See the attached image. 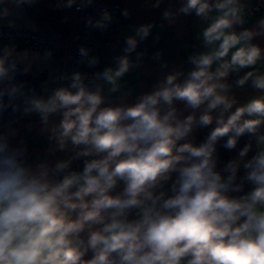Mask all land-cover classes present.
I'll use <instances>...</instances> for the list:
<instances>
[{
    "label": "clouds",
    "instance_id": "9594fccd",
    "mask_svg": "<svg viewBox=\"0 0 264 264\" xmlns=\"http://www.w3.org/2000/svg\"><path fill=\"white\" fill-rule=\"evenodd\" d=\"M213 10L218 15L202 37L218 46L191 56L194 67L183 81L180 73L169 74L135 103L113 105L102 85L90 88L75 73L69 87L31 102L29 111L45 126L60 117L50 139L61 151L78 148L73 159L88 157L82 170H69L71 160L33 166L0 136V264H264V148L243 162V179L252 186L246 193L236 180L249 146L223 174L214 155L222 137L233 149L239 137L264 125V94L231 111L237 101L224 82L230 72L252 68L236 84L250 80L264 93V73L255 69L264 49L253 43L264 35V19L258 30H232L245 23L239 0H186L179 12L208 20ZM110 19L104 12L103 20ZM151 27L140 26L137 35L146 38ZM126 43L125 53L137 47L133 37ZM116 61L115 69L96 74L110 92L132 67L128 55ZM7 73L0 58V77ZM176 102L203 112L181 119ZM214 120L195 145L194 129ZM257 143L264 145V135Z\"/></svg>",
    "mask_w": 264,
    "mask_h": 264
},
{
    "label": "crops",
    "instance_id": "0c3cea01",
    "mask_svg": "<svg viewBox=\"0 0 264 264\" xmlns=\"http://www.w3.org/2000/svg\"><path fill=\"white\" fill-rule=\"evenodd\" d=\"M92 1L118 2L121 10L110 14V20L102 18L100 22L114 26L115 32L112 38L117 41L126 43L129 37L137 40V47L131 53H125L127 46L124 45L106 46L101 51V72L106 68L115 69L117 67L116 58L124 55H128L132 64L129 71L118 80L120 85L118 91L110 92L111 85L100 80L99 85L103 86V95L109 104H133L141 95L153 91L158 82L163 81L169 74L180 73L178 82L183 81L194 67L187 60V56L208 52L218 46V42L217 45H205L202 37L203 30L209 26L213 17L218 13L213 10L208 20L197 17L194 12L181 13L179 9L186 3V0H73L71 5H69V0H0V27L43 34L35 17L52 15L51 23H48L49 27H46L52 29L51 36H58L62 33L64 25L75 17L74 7L87 6ZM210 2L214 3L215 0H210ZM245 2L250 4L252 0H245ZM28 6H31L33 10L32 15L29 13ZM166 11L172 14L171 19L164 17ZM260 19H264V15L244 17L245 23L234 25L232 30L236 32L244 29L258 30ZM58 25L62 26L60 31L56 30ZM145 25H152V27L149 35L141 39L136 30ZM253 43L264 49V35L255 37ZM6 50L9 53L7 55ZM0 53L3 58L7 57L16 61L30 77L43 78L36 87L25 89L14 69L5 61L8 73L0 77V85L11 98L12 118L0 120V136L7 137L13 148L32 156L35 159L33 166L40 162H47L54 167L59 161L71 160L69 170H82L80 160L73 159L78 148L69 144L65 150L61 151L55 140L50 139L51 127L59 123L60 117L58 115L50 117L45 126L39 113L35 110L29 111L33 100H47L58 89L59 61L45 54L37 55L35 51L26 48L4 47L0 49ZM216 66V64L213 65V70ZM255 69L259 73H264V60L258 62ZM252 70V68H244L239 72H230L224 81L231 85L229 96L235 97L237 101L231 111H234L236 106L243 105L261 94L259 90L251 86L250 80L242 87L236 84L240 77ZM174 106L181 119L191 114H195L198 118L203 112V106L199 110L186 108L181 102H176ZM216 115L218 111L213 112V116ZM215 126L214 120L213 124L207 127L195 128L189 139L198 146L206 140ZM251 136L255 146L257 137ZM225 149L219 140L216 144L215 157L220 159ZM245 157L250 159V157ZM233 195L239 196V193H233Z\"/></svg>",
    "mask_w": 264,
    "mask_h": 264
},
{
    "label": "built area",
    "instance_id": "2783aa9c",
    "mask_svg": "<svg viewBox=\"0 0 264 264\" xmlns=\"http://www.w3.org/2000/svg\"><path fill=\"white\" fill-rule=\"evenodd\" d=\"M239 3L243 6V17L264 15L262 0H252L250 4L245 0H239ZM120 10L121 5L118 2L92 1L87 6H75V17L64 25L63 32L58 36L0 27V49L26 48L35 51L37 55L45 54L57 59L60 64L58 88L69 87L75 73H80L85 84L94 88L100 82L96 74L101 72L102 49L106 46H127V43L112 38L115 32L113 25L103 23L104 27L97 26L104 12L110 15ZM81 48L85 49L86 55L81 53ZM189 58L190 56H187V60ZM92 60L97 62L92 64ZM260 135H264V125L254 136L258 138ZM85 159L89 158H79L82 166Z\"/></svg>",
    "mask_w": 264,
    "mask_h": 264
},
{
    "label": "trees",
    "instance_id": "16d2710c",
    "mask_svg": "<svg viewBox=\"0 0 264 264\" xmlns=\"http://www.w3.org/2000/svg\"><path fill=\"white\" fill-rule=\"evenodd\" d=\"M28 9H29V13L32 15L33 10L31 9V6H28ZM37 17H35V20L39 24L40 31H42L43 34L45 35H50V32L52 31V29L47 28L49 27L47 26V24L51 23L50 17H52V15H43V17H38V18ZM61 28L62 26L58 25L56 30L60 31ZM0 58H3V55H1V53H0ZM4 59L14 69V71L16 72L19 80L21 81L25 89H28L32 86L36 87L42 81L43 79L42 77H38V78L30 77L27 74V72L24 70V68L22 66H19L16 61L10 58H7V57H4ZM11 118H12V101H11L9 94L0 85V120H10ZM227 139H228V136L222 137L220 139L222 147H224V144L226 143ZM236 146L240 150H242L246 146H249L250 150L246 156L251 158L253 155H255L254 140L250 134L245 133L244 135L239 137L237 139ZM22 158L31 165L35 161V159L32 156L24 152H22ZM230 195L234 196L233 193H230Z\"/></svg>",
    "mask_w": 264,
    "mask_h": 264
},
{
    "label": "rangeland",
    "instance_id": "374dc122",
    "mask_svg": "<svg viewBox=\"0 0 264 264\" xmlns=\"http://www.w3.org/2000/svg\"><path fill=\"white\" fill-rule=\"evenodd\" d=\"M264 148V146L256 143L254 146V151L255 154L261 149ZM239 152L240 150L237 148H233V149H228L226 148L225 150L222 151V155L220 157V159H217V170L221 171L223 174V167L225 164H227L229 161L231 160H236L239 159ZM249 158L244 157L243 161H241V167L238 171L237 177L239 174H245V170L243 169V162L248 160ZM237 183V182H236ZM238 194V193H235Z\"/></svg>",
    "mask_w": 264,
    "mask_h": 264
},
{
    "label": "water",
    "instance_id": "95a60500",
    "mask_svg": "<svg viewBox=\"0 0 264 264\" xmlns=\"http://www.w3.org/2000/svg\"><path fill=\"white\" fill-rule=\"evenodd\" d=\"M245 174H239L238 177H237V184H241L242 187H243V193H246L248 191L251 190V185L246 182L243 177H244ZM243 193H239V195L243 194Z\"/></svg>",
    "mask_w": 264,
    "mask_h": 264
}]
</instances>
